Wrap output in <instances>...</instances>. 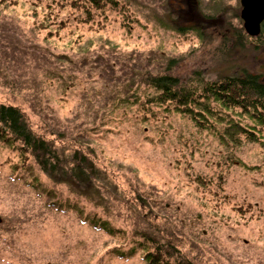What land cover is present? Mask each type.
Here are the masks:
<instances>
[{"label": "rangeland", "instance_id": "rangeland-1", "mask_svg": "<svg viewBox=\"0 0 264 264\" xmlns=\"http://www.w3.org/2000/svg\"><path fill=\"white\" fill-rule=\"evenodd\" d=\"M56 1L0 0V104L63 163L45 172L0 140V264H149L138 242L153 252V240L169 264H264L263 146L244 138L231 153L141 84L264 76V22L250 36L241 0H115L119 10L88 13ZM132 96L145 114L127 108ZM76 151L94 182L71 176ZM92 214L123 235L83 221Z\"/></svg>", "mask_w": 264, "mask_h": 264}, {"label": "trees", "instance_id": "trees-1", "mask_svg": "<svg viewBox=\"0 0 264 264\" xmlns=\"http://www.w3.org/2000/svg\"><path fill=\"white\" fill-rule=\"evenodd\" d=\"M64 1V0H63ZM84 4L89 6L86 10L88 13L92 10H101L102 12L111 5V9L119 10L121 5H117L115 0H83ZM48 8L51 9L49 3H59L56 0H45ZM90 6H92L90 8ZM78 8V6H73ZM88 15V14H87ZM177 29V30H176ZM175 31L186 33L193 31L194 28L178 27ZM197 35L201 36V32L196 30ZM239 36L249 42L248 37L243 30L237 32ZM264 36V24L260 38ZM200 38V37H199ZM190 80L191 85L185 84L180 79L169 74L150 75L145 78L141 84L148 85L157 90L156 99L154 101L159 104L171 102L177 105L180 113L193 115L192 120L195 122L194 127L199 131H211L212 135L218 142H222L224 147L236 153L241 148L242 141L245 138L249 143L261 144L264 148V76L253 75L251 73L234 75L231 77L224 76L215 80H209L204 84L201 76H195ZM143 79V78H142ZM227 79V80H225ZM129 97L128 109L135 106L145 114L143 105L139 104L138 99L132 100ZM202 99V100H200ZM152 101V102H154ZM179 112V111H178ZM222 124V125H221ZM219 125L224 126L221 130ZM0 140L9 146L17 144L19 157L23 161H28L30 155L41 167V170L59 171L62 167V161L58 159V154L53 151L45 137L37 136L31 129L26 115L16 107L0 104ZM19 144L21 146H19ZM69 165H74L71 173L76 183L85 184L86 181L94 182V177L98 173L97 168L92 161L83 152H74L70 159ZM64 168V167H63ZM45 171V172H46ZM93 179V180H92ZM206 181L203 177L197 178L199 183ZM68 207L83 214L80 207L63 204L62 208ZM92 216V217H91ZM88 215L83 221L89 222L94 229H102L109 231L112 235H123V231L115 229L107 221L95 218L97 215ZM99 217V216H97ZM153 240V250L148 246L138 242L141 249L146 252V260L149 264H169L166 262L165 253L157 244L155 246ZM139 248V246H137ZM135 247L128 254H121L123 257H131L138 253ZM178 264H192L188 261L178 262Z\"/></svg>", "mask_w": 264, "mask_h": 264}, {"label": "water", "instance_id": "water-1", "mask_svg": "<svg viewBox=\"0 0 264 264\" xmlns=\"http://www.w3.org/2000/svg\"><path fill=\"white\" fill-rule=\"evenodd\" d=\"M242 19L250 36H258L264 22V0H241Z\"/></svg>", "mask_w": 264, "mask_h": 264}]
</instances>
